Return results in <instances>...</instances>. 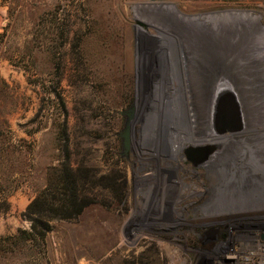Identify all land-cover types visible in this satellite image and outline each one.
Instances as JSON below:
<instances>
[{"label": "rangeland", "instance_id": "rangeland-1", "mask_svg": "<svg viewBox=\"0 0 264 264\" xmlns=\"http://www.w3.org/2000/svg\"><path fill=\"white\" fill-rule=\"evenodd\" d=\"M65 176L78 215L30 208ZM263 235L264 0H0V264H214Z\"/></svg>", "mask_w": 264, "mask_h": 264}, {"label": "trees", "instance_id": "trees-1", "mask_svg": "<svg viewBox=\"0 0 264 264\" xmlns=\"http://www.w3.org/2000/svg\"><path fill=\"white\" fill-rule=\"evenodd\" d=\"M59 187L56 193H47L48 186L30 203L31 207H45L49 212H57L50 218L68 219L78 215L88 204L81 201L75 193L74 182L70 177H62L57 181Z\"/></svg>", "mask_w": 264, "mask_h": 264}, {"label": "built area", "instance_id": "built-area-1", "mask_svg": "<svg viewBox=\"0 0 264 264\" xmlns=\"http://www.w3.org/2000/svg\"><path fill=\"white\" fill-rule=\"evenodd\" d=\"M257 250L247 248L245 252H239L237 251V248H234L224 256H221L220 260H218L214 264H240V261L238 259L242 258L248 261L253 260L255 257H257L258 259L257 264H264V240L260 242V245L258 246Z\"/></svg>", "mask_w": 264, "mask_h": 264}, {"label": "water", "instance_id": "water-1", "mask_svg": "<svg viewBox=\"0 0 264 264\" xmlns=\"http://www.w3.org/2000/svg\"><path fill=\"white\" fill-rule=\"evenodd\" d=\"M130 116H131V114H130V112H128V117L130 118ZM122 137H123V146L125 149H127V147H128V126L123 131ZM262 237L264 238V235Z\"/></svg>", "mask_w": 264, "mask_h": 264}, {"label": "bare ground", "instance_id": "bare-ground-1", "mask_svg": "<svg viewBox=\"0 0 264 264\" xmlns=\"http://www.w3.org/2000/svg\"><path fill=\"white\" fill-rule=\"evenodd\" d=\"M250 254V253H249ZM246 256V255H245ZM237 257H238V255H237ZM246 258V257H245Z\"/></svg>", "mask_w": 264, "mask_h": 264}]
</instances>
